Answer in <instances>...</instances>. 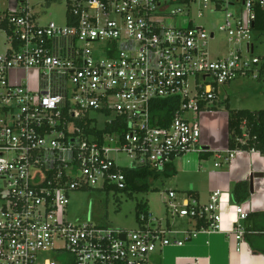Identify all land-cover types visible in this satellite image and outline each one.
Listing matches in <instances>:
<instances>
[{
	"label": "built area",
	"instance_id": "obj_1",
	"mask_svg": "<svg viewBox=\"0 0 264 264\" xmlns=\"http://www.w3.org/2000/svg\"><path fill=\"white\" fill-rule=\"evenodd\" d=\"M26 2L9 0L0 15L11 32L2 30L10 47L0 54V264H151L183 247L149 210L128 232L70 222V196L130 192L127 172L162 175L204 152L199 116L215 109L219 88L262 72L254 40L264 0H68L64 26L41 25ZM219 10L234 48L214 59L216 32L196 22ZM166 101L179 109L162 127L155 112ZM242 151L229 149L225 162ZM221 198L217 190L202 205L171 191L166 207L219 232ZM233 214L239 252L249 213L238 204Z\"/></svg>",
	"mask_w": 264,
	"mask_h": 264
},
{
	"label": "crops",
	"instance_id": "obj_2",
	"mask_svg": "<svg viewBox=\"0 0 264 264\" xmlns=\"http://www.w3.org/2000/svg\"><path fill=\"white\" fill-rule=\"evenodd\" d=\"M8 8L9 6L0 10V15L6 13ZM5 36L6 52L10 45L6 33ZM261 75H263L262 72L258 79ZM220 89L221 87L218 100ZM221 104L222 102L218 101L211 113L206 112L199 116L200 144L204 152L199 157L191 155L189 163L177 162L180 163L179 168L176 167V163L169 167H173L172 170L168 171V168L162 174L170 177L181 171L183 175L188 176V183L183 185L186 188L185 193L179 194L172 191L180 200L190 197L204 205L210 201L215 191L220 190L222 192L221 230L219 232L201 231V227L206 224L203 223L199 229L198 226L202 222L198 223L168 213L171 216L165 225L161 221L158 222L171 233L168 235L170 239L186 243L183 247L173 246L157 252L152 256L151 264H264V154L243 150L236 154L231 163L225 162L231 137L230 112L237 110H232L229 105L223 110ZM216 164L220 166L216 167ZM243 183L248 185L249 197L240 204L249 213V218L243 222L246 231L245 244L238 252L237 242L232 234L234 228L232 221L235 218L234 207L239 204L235 191L237 185ZM251 183L253 191H251ZM193 233L195 236L188 240V236Z\"/></svg>",
	"mask_w": 264,
	"mask_h": 264
},
{
	"label": "rangeland",
	"instance_id": "obj_3",
	"mask_svg": "<svg viewBox=\"0 0 264 264\" xmlns=\"http://www.w3.org/2000/svg\"><path fill=\"white\" fill-rule=\"evenodd\" d=\"M9 0H0V10L10 6ZM32 13L36 14L41 25L51 22L64 26L67 24L68 0H27ZM234 8L231 7L230 11ZM205 16L197 20V24L204 26L208 32H216L215 39L209 42V51L214 59L227 55L234 46L229 43L227 34L219 31V27L226 22L224 10L211 14L204 12ZM5 33L0 31V54L5 52ZM256 49L254 56L264 57V34H257L254 40ZM18 81L26 79L27 75L19 72L15 75ZM30 78L35 77L31 73ZM13 78V77H12ZM36 86V83H34ZM222 109L229 105L232 110H264V74L260 79L251 77L240 78L231 84L221 87L219 100ZM120 164L128 166L127 158L121 157ZM179 164L177 166L179 168ZM188 176L181 171L170 177L159 175L157 179L149 180V191L144 193H132L122 191L116 194H106L100 191L73 193L70 196V204L67 208V219L70 222L76 220L85 221L90 217L92 223L99 226L111 227L123 231H134L139 228L138 206L142 212L147 210L154 218L165 225L170 213L166 207L170 191L185 193L183 185L188 183ZM169 215V216H168ZM139 216V217H138ZM176 222V221H175Z\"/></svg>",
	"mask_w": 264,
	"mask_h": 264
},
{
	"label": "trees",
	"instance_id": "obj_4",
	"mask_svg": "<svg viewBox=\"0 0 264 264\" xmlns=\"http://www.w3.org/2000/svg\"><path fill=\"white\" fill-rule=\"evenodd\" d=\"M49 3L52 0H47ZM104 3H107V0H100ZM69 14V8L68 12ZM1 14V13H0ZM0 30H7L9 34L10 30L6 28L5 23L0 25ZM255 32L260 35V33L264 34V8H258L257 10V18L255 22ZM264 61V57H263ZM262 74H264V62L262 65ZM179 103L178 101H166L159 105L156 109L155 116L158 117V124L162 127L167 126L171 120L172 115L178 111ZM106 132H113L111 128L106 129ZM229 132H230V140H229V149L231 150H244L250 151L255 150L262 154H264V110L251 112L249 110H237L230 112L229 118ZM249 134V139L246 140L245 144L240 143L244 138V134ZM173 167L169 168L168 171L172 170ZM167 173V172H166ZM128 178V191L129 195L132 193H144L149 191V180L157 179L159 174L147 171V170H138L127 172ZM248 185L246 183L238 184L236 188V200L237 203H242L246 201L249 197L247 194ZM246 193V194H245ZM142 207L138 206V214L140 216L142 212ZM138 216V217H139ZM203 223L199 224L200 226Z\"/></svg>",
	"mask_w": 264,
	"mask_h": 264
},
{
	"label": "water",
	"instance_id": "obj_5",
	"mask_svg": "<svg viewBox=\"0 0 264 264\" xmlns=\"http://www.w3.org/2000/svg\"><path fill=\"white\" fill-rule=\"evenodd\" d=\"M251 191H253L252 183H251ZM121 238H122L123 240H125V236H124V235H122Z\"/></svg>",
	"mask_w": 264,
	"mask_h": 264
}]
</instances>
